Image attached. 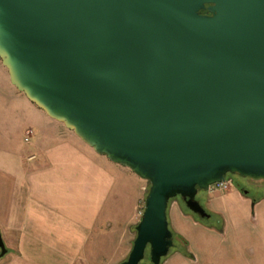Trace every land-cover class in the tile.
<instances>
[{"label": "water", "instance_id": "water-1", "mask_svg": "<svg viewBox=\"0 0 264 264\" xmlns=\"http://www.w3.org/2000/svg\"><path fill=\"white\" fill-rule=\"evenodd\" d=\"M8 81L147 183L119 264L172 245L165 209L227 173L264 180V0H0ZM5 252L0 237V255Z\"/></svg>", "mask_w": 264, "mask_h": 264}, {"label": "crops", "instance_id": "crops-1", "mask_svg": "<svg viewBox=\"0 0 264 264\" xmlns=\"http://www.w3.org/2000/svg\"><path fill=\"white\" fill-rule=\"evenodd\" d=\"M144 188L28 101L0 69V264H108L127 250Z\"/></svg>", "mask_w": 264, "mask_h": 264}, {"label": "rangeland", "instance_id": "rangeland-1", "mask_svg": "<svg viewBox=\"0 0 264 264\" xmlns=\"http://www.w3.org/2000/svg\"><path fill=\"white\" fill-rule=\"evenodd\" d=\"M0 69H4L1 63ZM229 175L225 177L232 181ZM235 176L251 194L244 196L232 185L224 191L196 192L195 199L209 213L208 218L187 210L178 195L168 200L165 215L172 245L159 264H264V199H259L264 194V180L252 181L257 185L253 188L244 177ZM144 185L145 193V180ZM206 198L217 214L209 211ZM133 237L131 229L127 250L108 264L126 258ZM139 264H150L147 253Z\"/></svg>", "mask_w": 264, "mask_h": 264}, {"label": "built area", "instance_id": "built-area-1", "mask_svg": "<svg viewBox=\"0 0 264 264\" xmlns=\"http://www.w3.org/2000/svg\"><path fill=\"white\" fill-rule=\"evenodd\" d=\"M31 133H32L31 128H26V129L24 130V133H23V140H24V141H27V140H28V137L30 136ZM230 185H231L230 180L224 178V179L221 180V181L214 182V183L210 184V185L207 187L206 190H207V191H224V190H227V189L229 188ZM139 215H140V214H139Z\"/></svg>", "mask_w": 264, "mask_h": 264}, {"label": "flooded vegetation", "instance_id": "flooded-vegetation-1", "mask_svg": "<svg viewBox=\"0 0 264 264\" xmlns=\"http://www.w3.org/2000/svg\"><path fill=\"white\" fill-rule=\"evenodd\" d=\"M230 175L229 176H231V178H232V181H230V183H231V185L233 186V187H235L236 188V190L240 193V194H242V195H244V196H247V195H249V194H251V192L241 183V182H239L238 180H237V178H236V176H235V174H231V173H229ZM224 178H226V179H228V177H224ZM244 179L246 180V183L248 184V185H251V187H253V188H257V185H255L254 183H252V181H254L255 179H252V178H249V177H244ZM230 180V179H229ZM259 180V179H258ZM261 196H264V194L263 195H261Z\"/></svg>", "mask_w": 264, "mask_h": 264}, {"label": "trees", "instance_id": "trees-1", "mask_svg": "<svg viewBox=\"0 0 264 264\" xmlns=\"http://www.w3.org/2000/svg\"><path fill=\"white\" fill-rule=\"evenodd\" d=\"M133 230H134V227H133ZM171 236H172V233H171ZM146 253H147V251L145 250V251H144L143 258H144V256H145ZM147 256H148V253H147ZM143 258H142V259H143ZM161 258H162V257H161ZM161 258H160V260H161ZM142 259H141V260H142ZM141 260H140V261H141ZM140 261H139V262H140ZM139 262H138L137 264H139Z\"/></svg>", "mask_w": 264, "mask_h": 264}]
</instances>
